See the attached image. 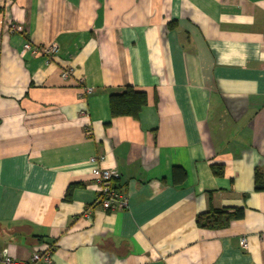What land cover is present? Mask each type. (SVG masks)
I'll use <instances>...</instances> for the list:
<instances>
[{
    "label": "crops",
    "instance_id": "0c3cea01",
    "mask_svg": "<svg viewBox=\"0 0 264 264\" xmlns=\"http://www.w3.org/2000/svg\"><path fill=\"white\" fill-rule=\"evenodd\" d=\"M129 86L147 105L112 117ZM97 155L127 209L98 204ZM211 208L245 214L199 227ZM49 245L51 264H264V0H0V256Z\"/></svg>",
    "mask_w": 264,
    "mask_h": 264
},
{
    "label": "built area",
    "instance_id": "2783aa9c",
    "mask_svg": "<svg viewBox=\"0 0 264 264\" xmlns=\"http://www.w3.org/2000/svg\"><path fill=\"white\" fill-rule=\"evenodd\" d=\"M14 28V26H12ZM15 29V28H14ZM25 48H30V44H25ZM46 54H54L57 50L56 45H49L41 48ZM72 72V68H66L63 76L67 77ZM90 93L92 87L87 88ZM105 156L97 155L89 159L90 171L98 190V204L106 211L115 212L127 209L129 207V197L125 190L114 183L117 173L110 168L104 167L102 162ZM89 216V214H88ZM242 246L247 247V238L241 240ZM53 247L49 245L45 249H38L33 252L30 260H18L10 256H0V264H51Z\"/></svg>",
    "mask_w": 264,
    "mask_h": 264
},
{
    "label": "trees",
    "instance_id": "16d2710c",
    "mask_svg": "<svg viewBox=\"0 0 264 264\" xmlns=\"http://www.w3.org/2000/svg\"><path fill=\"white\" fill-rule=\"evenodd\" d=\"M148 103L147 93L127 87L123 92L113 94L109 98L112 117L132 116L138 118L140 112ZM214 172L221 173L220 165H213ZM74 185L68 188L67 195L70 196ZM263 182L259 173L256 174V189H262ZM244 208H211L208 211L197 214L196 223L201 228L220 229L227 227L231 221L244 217Z\"/></svg>",
    "mask_w": 264,
    "mask_h": 264
}]
</instances>
